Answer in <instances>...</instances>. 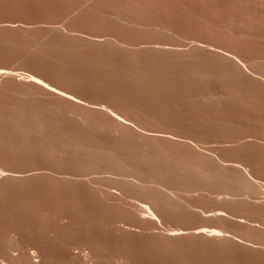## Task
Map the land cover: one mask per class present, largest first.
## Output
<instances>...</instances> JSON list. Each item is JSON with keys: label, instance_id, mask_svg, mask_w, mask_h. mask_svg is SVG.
I'll return each mask as SVG.
<instances>
[{"label": "rangeland", "instance_id": "rangeland-1", "mask_svg": "<svg viewBox=\"0 0 264 264\" xmlns=\"http://www.w3.org/2000/svg\"><path fill=\"white\" fill-rule=\"evenodd\" d=\"M0 67V264H264V0H0ZM115 116L138 124L131 145L139 131L152 146L114 145ZM117 164L144 180L97 173ZM145 179L190 208L119 184ZM142 203L160 222L137 215Z\"/></svg>", "mask_w": 264, "mask_h": 264}, {"label": "bare ground", "instance_id": "bare-ground-1", "mask_svg": "<svg viewBox=\"0 0 264 264\" xmlns=\"http://www.w3.org/2000/svg\"><path fill=\"white\" fill-rule=\"evenodd\" d=\"M65 29V28H64ZM59 30H62V29H60L59 28ZM57 32H58V30H57ZM59 33H62L61 31L59 32ZM65 34H67V33H65ZM114 37V36H113ZM115 38V37H114ZM97 41V40H96ZM100 41V40H99ZM124 42V41H123ZM96 43V42H95ZM112 43H113V45H119L118 47H120L121 46V44H118L119 42H116V41H112ZM98 44V43H97ZM99 44H101V43H99ZM131 44V43H130ZM109 45H110V43H109ZM123 45V44H122ZM125 45V44H124ZM123 45V46H124ZM200 46V45H199ZM113 47V46H112ZM115 47V46H114ZM122 47V46H121ZM125 47V46H124ZM201 47H203V46H201ZM127 48H128V46H127ZM196 48L198 49V46H196ZM122 49H123V47H122ZM206 49H207V47H206ZM161 50V49H160ZM201 50H202V48H201ZM205 50V49H204ZM209 50H211V49H209ZM214 52V51H213ZM213 52H211V53H213ZM216 53V52H215ZM214 53V54H215ZM218 53V52H217ZM213 54V55H214ZM225 54V53H224ZM217 55V54H216ZM227 55V54H226ZM219 56H220V54H219ZM222 57V56H221ZM224 57V56H223ZM230 58H231V56H230ZM238 60V59H237ZM236 60V61H237ZM235 61V62H236ZM238 62H240V61H238ZM234 63V62H233ZM233 63H232V65H233ZM235 64V63H234ZM237 64V63H236ZM233 67V66H232ZM1 68V67H0ZM235 67H233V69H234ZM237 69H238V67H236ZM236 68H235V70H236ZM10 74V73H8V71H5V70H0V76L2 75V74ZM29 80L28 81H30L31 82V84L33 83L35 86H38V87H40L41 89H44L45 91H47L46 93H51V94H53V95H56V96H58V97H60V98H62L65 102H66V100L67 101H74V102H78V100L76 99V98H74V97H72L71 95H69V94H67L66 92H64V91H61V90H58V89H56L55 87H52V86H50V85H48V83L46 82H44L42 79H40V78H38V77H34L33 75L32 76H30L29 75ZM29 82V83H30ZM40 88H38V89H40ZM59 88V87H58ZM98 88V87H97ZM40 89V90H41ZM60 89V88H59ZM100 90V89H99ZM96 91H97V89H96ZM98 92V91H97ZM45 93V92H44ZM120 102H122L121 101V99L119 100ZM118 102V101H117ZM119 103V102H118ZM125 102H123V104H124ZM122 104V103H121ZM126 104V103H125ZM78 105V104H77ZM127 105H129V104H127ZM100 106V105H99ZM107 106V105H106ZM101 107V106H100ZM122 107H124L123 105H122ZM130 107V106H129ZM129 107H128V109H129ZM131 107H133V106H131ZM135 107V106H134ZM114 108V107H113ZM117 108H121V106L120 107H117ZM136 108V107H135ZM134 108V109H135ZM98 109V108H97ZM110 109H112V107L110 108ZM122 109V108H121ZM132 109V108H131ZM100 110V109H99ZM116 110V109H115ZM114 110V111H115ZM122 110H124V108L122 109ZM135 110H138V109H135ZM118 111H119V109H118ZM118 111H115V112H118ZM121 111V110H120ZM130 111H132V110H130ZM113 112V111H112ZM129 112V111H128ZM134 112V111H133ZM71 113V112H70ZM105 113V112H104ZM122 113V112H121ZM124 113V112H123ZM127 113V112H126ZM136 113V112H135ZM102 114H103V112H102ZM117 115H119V114H117ZM127 115V114H126ZM79 116V115H78ZM111 116V115H110ZM113 116V115H112ZM77 117V116H76ZM80 117V116H79ZM108 117V116H107ZM123 117V116H122ZM126 117V116H125ZM128 117H130V116H128ZM133 117H134V115H133ZM137 117V116H136ZM153 117V116H152ZM34 118H36V117H34ZM33 118V119H34ZM47 118V117H46ZM127 118V117H126ZM37 119V118H36ZM39 119H40V117H39ZM42 119V118H41ZM90 119V118H89ZM129 119V118H128ZM26 121H27V117H26V119H25ZM30 120L32 121V119L30 118ZM38 120V119H37ZM88 120V119H87ZM94 120V119H93ZM109 120V119H108ZM113 120V119H112ZM114 123H115V125H113L112 127V134H114L115 136H116V140H118L117 141V143H115L114 145H118V146H133V144L131 145V143L130 142H128L129 140L128 139H130V133H132V131H134L136 128H135V126L136 125H138V124H133V123H128L129 122V120H127L128 122H126L124 119H122V118H120V117H117V116H115L114 117ZM26 121H25V123H26ZM36 121V120H35ZM89 121H91V119L89 120ZM98 121V120H97ZM100 121V120H99ZM110 121V120H109ZM108 121V122H109ZM42 122V121H41ZM50 122V121H49ZM88 122V121H87ZM92 122V121H91ZM133 122V121H132ZM138 122V121H137ZM11 123V122H10ZM32 123H35V122H32ZM39 123V122H38ZM43 123V122H42ZM102 123V122H101ZM112 123V122H111ZM110 123V124H111ZM139 123V122H138ZM162 123V122H161ZM160 123V124H161ZM24 124V123H23ZM36 124V123H35ZM41 124V123H40ZM46 124V123H45ZM97 125H98V123H96ZM100 124V123H99ZM159 124V125H160ZM17 125L18 124H16V127H17ZM28 125V124H27ZM37 125V124H36ZM42 125V124H41ZM52 125V124H51ZM90 125V124H89ZM135 125V126H134ZM18 126H20V125H18ZM31 126V125H30ZM48 126V125H47ZM50 126V125H49ZM94 126H96V125H94ZM93 126V127H94ZM100 126V125H99ZM20 127H22V126H20ZM31 127H33V126H31ZM35 127V126H34ZM43 127H45V126H43ZM90 127V126H89ZM93 127H91V129L93 128ZM102 127V126H101ZM101 127L99 128V127H95V128H98L99 129V131H100V129H101ZM103 127H106L105 125L103 126ZM137 127V126H136ZM139 127V126H138ZM18 128V127H17ZM110 129H111V127H109ZM130 128H132V129H130ZM135 128V129H134ZM22 129V128H21ZM34 129V128H33ZM37 129V128H36ZM40 129H42V127L40 128ZM47 129V128H46ZM66 130V129H65ZM132 130V131H131ZM146 130V129H145ZM38 131V130H37ZM64 131V130H63ZM66 131H69V130H66ZM94 131V130H93ZM97 131V130H96ZM106 131V130H105ZM30 132V131H29ZM43 132H45V130L43 131ZM79 132V131H78ZM85 132H87V130L85 131ZM95 132V131H94ZM108 132V131H107ZM135 132H136V130H135ZM138 133H136V134H138L137 135V137H138V140H139V143H135L134 145L135 146H141L142 144H140V143H144L142 146H152V140H151V145H148V141L151 139V137H149V135H146L145 133H141V132H139V131H137ZM27 133V132H26ZM33 133V132H32ZM39 133H41L40 132V130H39ZM57 133H59V132H57ZM70 133V132H69ZM96 133V132H95ZM110 133V132H109ZM152 133V132H151ZM164 133V132H163ZM168 133V132H167ZM17 134V133H16ZM29 134V133H28ZM27 134V135H28ZM34 134V133H33ZM36 134H37V132H36ZM35 134V135H36ZM78 134V133H77ZM89 134V133H88ZM170 134V133H169ZM32 135V134H31ZM30 135V136H31ZM38 135H40V134H38ZM45 135V134H44ZM90 135V134H89ZM88 135V136H89ZM105 135H107L106 133H105ZM110 135V134H109ZM177 135H179V134H177ZM19 136V135H18ZM29 136V137H30ZM41 137H42V134L40 135ZM63 136V135H62ZM87 136V135H86ZM96 136V135H95ZM21 137V136H20ZM79 137H81V136H79ZM114 137V136H113ZM119 139H118V138ZM136 137V138H137ZM23 138V137H22ZM33 138V137H32ZM36 138V137H35ZM38 138V137H37ZM37 138H36V140H37ZM45 138V137H44ZM91 139H93L92 137H90ZM108 138H109V136H108ZM136 138L134 139V140H136ZM150 138V139H149ZM153 138H154V136H153ZM152 138V139H153ZM21 139V138H20ZM28 139V138H27ZM30 139H31V137H30ZM40 139V138H39ZM42 139V138H41ZM40 139V140H41ZM46 139V138H45ZM49 139V138H48ZM63 139H64V137H63ZM81 139V138H80ZM96 139V138H95ZM98 139V138H97ZM149 139V140H148ZM155 139V138H154ZM159 139H160V137H159ZM159 139H157V140H159ZM168 139V138H167ZM166 139V140H167ZM18 140H19V138H18ZM22 140V139H21ZM50 140V139H49ZM82 140L86 143V141L82 138ZM88 140H89V138H88ZM87 140V141H88ZM101 140V139H100ZM99 140V141H100ZM131 140H132V138H131ZM130 140V141H131ZM137 140V141H138ZM141 140H143V141H141ZM148 140V141H147ZM156 140V139H155ZM171 140V139H170ZM74 141V140H73ZM78 141H79V139H78ZM98 141V142H99ZM161 140H159V142H160ZM169 141V140H168ZM56 142V141H55ZM81 142V141H80ZM89 142H90V140H89ZM92 143H93V141H91ZM103 142V141H102ZM131 142H134L133 140L131 141ZM154 142V141H153ZM156 142H158V141H156ZM158 142V143H159ZM26 143V142H25ZM83 143V142H82ZM96 143H97V141H96ZM96 143H95V146H96ZM21 144H23V142L21 141ZM31 143H29V145H30ZM105 144V143H104ZM112 144V143H111ZM110 144V145H111ZM156 143L154 142V145L153 146H158V148H160L159 147V145H161L160 143L158 144V145H155ZM183 144V143H182ZM24 145V144H23ZM26 145V144H25ZM81 145V144H80ZM84 145V144H83ZM87 145V144H86ZM98 146H97V148L98 147H100V145H102V143L99 145V143L97 144ZM108 145V144H107ZM106 145V146H107ZM163 145V144H162ZM187 145H188V143H187ZM40 146V145H39ZM87 146H89V145H87ZM92 145H90V147H91ZM93 146H94V144H93ZM105 145H103V147H104ZM111 146H113V145H111ZM141 146V147H142ZM191 146V145H190ZM42 147V146H41ZM49 147H51V146H49ZM80 148L81 150L83 149V151L84 150H88V149H90L89 147H86V146H73V148ZM88 148V149H86V148ZM155 147V148H156ZM26 148V147H25ZM74 148V149H75ZM120 148V147H119ZM128 148V150H129V148H131V147H127ZM145 148V147H144ZM27 149V148H26ZM35 149V148H34ZM39 149V148H38ZM51 149V148H50ZM59 149V148H58ZM92 149H94V147L92 148ZM96 149V148H95ZM94 149V150H95ZM104 149V148H103ZM107 149V147L105 148V150ZM110 149V148H109ZM109 149H107L106 151H108ZM134 149V148H133ZM132 149V150H133ZM143 149V148H142ZM146 149V148H145ZM161 149H162V147H161ZM67 150H68V147H67ZM66 150V151H67ZM93 150V151H94ZM101 150V149H100ZM114 150H115V148H114ZM144 150V149H143ZM141 151V152H143L141 155H143V154H145L147 157H149V158H151V159H154V160H160L161 161V159L163 158H161V156H164V154H159L158 152H157V150H159V149H157V150H155V149H153V148H151V150H152V152L150 151V150H148V149H146L147 151ZM53 150H51V152H52ZM65 151V150H64ZM105 151V152H106ZM116 151V150H115ZM125 151H127V149L125 150ZM134 151V150H133ZM132 151V152H133ZM156 151V152H155ZM162 151V150H161ZM166 151V150H165ZM50 152V153H51ZM92 152V151H91ZM104 152V153H105ZM108 152H110V151H108ZM118 152V151H117ZM128 152V151H127ZM159 152H160V150H159ZM164 152V151H163ZM162 152V153H163ZM74 153V152H73ZM77 153V152H76ZM81 153H83V152H81ZM84 153H85V156H87V158L89 157V158H91L90 156V154H92V153H89V151H84ZM83 153V154H84ZM94 153H97L96 151L94 152ZM104 153H98L97 155L99 156V154H103L104 155ZM129 153H131V151L129 152ZM135 153V152H134ZM149 153V155H147ZM161 153V152H160ZM165 153V152H164ZM169 153V152H168ZM53 154V153H52ZM75 154V153H74ZM111 155H110V160H112L113 161V159L115 160L116 158L118 159L119 157H120V155H117V153L116 154H114V153H110ZM59 155V154H58ZM61 155V154H60ZM63 155V154H62ZM77 155V154H76ZM75 155V156H76ZM78 155H79V153H78ZM77 155V156H78ZM107 155V154H106ZM137 155V154H136ZM136 155H134V156H136ZM139 155H140V153H139ZM138 155V156H139ZM68 156V155H67ZM70 156H71V153H70ZM80 156V155H79ZM82 156V158H83V155H81ZM95 156H96V154H95ZM95 156H93V158H95ZM133 156V155H132ZM132 156H130V159H132L131 157ZM145 156V157H146ZM168 156H169V154H168ZM172 156H173V154H172ZM171 156V157H172ZM175 156V155H174ZM62 157V156H61ZM142 157V156H141ZM145 157H143V158H145ZM165 157V156H164ZM167 157V156H166ZM171 157H170V160H171ZM77 158V157H76ZM81 158V157H80ZM81 158V159H82ZM89 158H88V160H89ZM105 158V157H104ZM120 158H123V157H120ZM134 158H136V157H134ZM168 158V157H167ZM177 158V157H176ZM95 159H97V158H95ZM107 159V158H106ZM130 159H129V162H130ZM141 158L139 157V160H140ZM165 159V158H164ZM175 159V158H174ZM73 160V159H72ZM77 160V159H76ZM87 160V159H86ZM91 160V159H90ZM100 160H101V158H100ZM123 160V159H122ZM134 160V159H133ZM181 160H182V158H181ZM93 161V160H92ZM91 161V162H92ZM97 161H98V159H97ZM107 161V160H106ZM119 161V160H118ZM138 161V160H137ZM142 161V163H143V160H141ZM141 161H140V163H141ZM151 161V160H150ZM150 161H148V162H150ZM164 161H166V159L164 160ZM164 161H161V162H164ZM179 161H180V158H179ZM215 161V160H214ZM213 161V162H214ZM75 162V161H74ZM84 162H85V159H84ZM91 162H89V163H91ZM102 162V161H101ZM108 162V161H107ZM123 162L124 161H122L121 163L123 164ZM135 162V161H134ZM157 162V161H156ZM174 162V161H173ZM177 162V161H176ZM190 162V161H189ZM188 162V163H189ZM212 162V161H211ZM77 163V162H76ZM83 163V162H82ZM88 163V162H87ZM94 163V162H93ZM92 163V164H93ZM99 163H100V161H99ZM119 163V162H118ZM150 163H152V162H150ZM167 163H169V161L167 162ZM175 163V162H174ZM174 163H172V164H174ZM178 163V162H177ZM182 163V162H181ZM187 163V162H186ZM216 163V162H215ZM78 164V163H77ZM76 164V165H77ZM107 163H105L104 164V166L106 165ZM110 164V163H109ZM113 164V163H112ZM121 164V165H122ZM131 164V163H130ZM138 163H136V165H137ZM154 164V163H153ZM163 164H165V163H163ZM171 164V163H170ZM197 164V163H196ZM196 164H194L195 166H196ZM217 164V163H216ZM83 165V164H82ZM114 165H115V163H114ZM119 164H117V166H114V167H111V168H109V166H108V170L106 171V172H97L98 174H101V173H110V174H114V175H119V176H124V177H132L134 180L135 179H137L138 178V176L136 177L133 173H132V171L131 170H125L124 168H122V166H118ZM159 165V164H158ZM169 165V164H168ZM191 165V164H190ZM193 165V166H194ZM217 165H219V164H217ZM221 165V164H220ZM89 166H90V164H89ZM89 166H87V167H85V168H88ZM100 166V165H99ZM98 166V164H97V167H99ZM132 166V165H131ZM143 166V165H142ZM161 166H162V164H161ZM187 166L189 167V165L187 164ZM192 166V165H191ZM194 166V167H195ZM210 166H212V164L210 165ZM209 166V167H210ZM223 166V165H222ZM134 167V166H133ZM149 167L151 168V164L149 165ZM160 167V166H159ZM167 167V165H165V168ZM169 167V166H168ZM171 167V166H170ZM193 167V169L194 170H192V171H194L195 172V174L197 175V177H200L202 180H207V181H210V182H212L213 183V181L214 182H221V183H224V187L226 186V184H227V182H226V180H225V178H223V177H221V175H220V173L221 172H219V174L217 173V174H213V173H210V172H208V170L207 171H205V170H201L200 168H198L197 166L194 168ZM200 167H202V166H200ZM217 167H219V166H217ZM82 168H83V166H82ZM84 168V169H85ZM101 168V167H100ZM144 168H146V167H144ZM143 168V169H144ZM155 168V167H154ZM153 168V169H154ZM162 168H164L163 166H162ZM180 168V167H179ZM221 168V167H220ZM224 168V167H223ZM90 169V168H89ZM106 169V168H105ZM182 169V168H181ZM185 169V168H184ZM237 169V168H236ZM101 170H103V169H101ZM132 170H133V168H132ZM164 170V169H163ZM169 170H170V168H169ZM175 170H176V168H175ZM174 170V171H175ZM178 170V169H177ZM215 170V169H214ZM87 171H89V170H87ZM87 171H86V173H87ZM129 171H131L130 173H129ZM136 171V170H135ZM143 171H145V169L143 170ZM151 171H152V168H151ZM179 171V170H178ZM178 171H177V173H178ZM182 171V170H181ZM180 171V172H181ZM209 171H210V169H209ZM217 171V170H216ZM216 171H214V172H216ZM223 171V170H222ZM233 171V170H232ZM237 171H239V170H237ZM236 171V172H237ZM1 172V171H0ZM85 172V171H84ZM83 172V173H84ZM137 172V171H136ZM153 172V171H152ZM176 172V171H175ZM174 172V173H175ZM193 172V173H194ZM211 172H213V171H211ZM132 173V174H131ZM184 173H186V172H184ZM229 173V172H228ZM141 174V173H140ZM151 174V173H150ZM155 174V173H154ZM179 174V173H178ZM188 174V172L186 173V175ZM236 174V173H235ZM241 174V173H240ZM239 174V175H240ZM3 175V174H2ZM84 175H86V174H84ZM142 175V174H141ZM160 175H161V173H160ZM195 175V176H196ZM227 175V174H226ZM247 175V174H246ZM5 176V175H4ZM148 176V175H147ZM146 176V177H147ZM162 176V175H161ZM185 176V175H184ZM194 176V177H195ZM187 177V176H186ZM189 177H190V175H189ZM229 178H232V176L230 177V175L228 176ZM239 177H241L240 179H241V184L243 185H246V186H248V187H253V182H250V180H249V178L248 177H250V176H248V177H246V176H244L243 177V175L242 176H239ZM238 177V178H239ZM141 178V177H140ZM154 178V177H153ZM191 178V177H190ZM189 178V179H190ZM139 179V178H138ZM147 179V178H146ZM145 179V180H146ZM150 179H152V178H150ZM159 179V178H158ZM186 179V178H185ZM197 179V178H196ZM233 179V178H232ZM142 180H144V179H142ZM141 180V181H142ZM191 180V179H190ZM194 180V179H193ZM192 180V181H193ZM201 180V181H202ZM236 180H238V179H236ZM122 181V180H121ZM120 181V182H121ZM139 181H140V179H139ZM140 181V182H141ZM158 181V180H157ZM204 181V182H205ZM206 181V183H208ZM240 181V180H239ZM152 182L154 183V180L152 179ZM152 182L151 181H143V184H136L135 182H131V181H127V180H124V181H122V183H119V184H121V185H123V187H124V189H125V187H127L126 188V190L128 189H130L131 187L130 186H136V189L138 190V189H140L141 190V193L143 192V194L147 197H149V199L154 203V204H156V205H158V206H165L164 205V203L162 202V200L160 199L161 197H169V199H171L172 200V197L171 196H168L167 195V193H165V192H163L161 189H160V186L162 187V184H160L159 182H156V184H154V186L152 185ZM203 182V181H202ZM201 182V183H202ZM216 182V183H217ZM232 181H230V183H231ZM198 183V182H197ZM226 183V184H225ZM229 183V182H228ZM233 183H234V180H233ZM233 183H232V185H233ZM236 183V182H235ZM238 183V182H237ZM240 183H238L237 184V186H242ZM116 184H118L117 183V181H116ZM203 184V183H202ZM211 184V183H210ZM204 185V184H203ZM193 186H194V184H193ZM197 186V185H196ZM196 186H194V187H196ZM207 186V185H206ZM222 186V185H221ZM234 186V185H233ZM129 187V188H128ZM201 187V186H200ZM226 187H228V184H227V186ZM242 187H244V186H242ZM203 188V187H202ZM221 188V187H220ZM231 189H232V186L230 187ZM237 188V187H236ZM259 188V187H258ZM120 189H122V188H120ZM135 189V190H136ZM222 189V188H221ZM246 189H248V188H246ZM253 189V188H252ZM257 189V188H256ZM192 190H194L195 191V189H192ZM197 190H200L199 189V187H198V189ZM228 190V189H227ZM230 190V189H229ZM234 189H232L231 190V192L233 191ZM238 191H239V189H237ZM237 190H235V195L237 194L238 195V192H236ZM125 191V190H124ZM131 191H133L132 190V188H131ZM202 191V190H201ZM207 191V190H206ZM210 191H211V189H210ZM215 191V190H214ZM224 191V190H223ZM251 191V190H250ZM254 191V190H253ZM126 192V191H125ZM137 192V191H136ZM140 192V191H139ZM227 193H228V191H226ZM230 192V193H231ZM256 192H258L257 190H256ZM104 193V192H103ZM138 193V192H137ZM213 193V192H212ZM219 193V192H218ZM221 193H222V191H221ZM261 193V192H260ZM229 194V193H228ZM227 194V195H228ZM226 195V194H225ZM232 195H234L233 194V192H232ZM217 196V195H216ZM257 196V195H256ZM178 197V196H177ZM234 197V196H233ZM252 197V196H251ZM144 198V197H143ZM181 198V197H180ZM231 199V198H230ZM250 199V198H249ZM252 199V198H251ZM123 200V199H122ZM121 200V201H122ZM174 200H175V202H173L172 204L169 202V204L170 205H173L174 207H176L177 206V208L178 207H181L182 209H185V210H187V208L189 207L190 208V206H188L187 204H185L184 202H180V200H178V199H175L174 198ZM174 200H172V201H174ZM215 200V199H214ZM227 200V199H226ZM229 200V199H228ZM217 201V200H216ZM125 202V201H124ZM126 202H128V201H126ZM125 202V203H126ZM148 203L150 202V201H147ZM249 202V201H248ZM123 203V202H122ZM129 204V203H128ZM153 204V205H154ZM235 204V203H234ZM253 204V203H252ZM255 204H256V202H255ZM126 205V204H125ZM130 205H132V204H130ZM129 205V206H130ZM150 205V204H149ZM168 205V204H167ZM169 205V206H170ZM226 205V204H225ZM246 205V204H245ZM238 206V205H237ZM253 206V205H252ZM152 207V206H151ZM151 207L150 206H148L147 204H144V203H142V204H140V205H133V208H134V211H135V209H136V213H137V215H139L142 219H147V218H149V219H151V220H153V221H159V218L157 217V215L152 211V209H151ZM166 207H168V206H166ZM165 207V208H166ZM249 207V206H248ZM260 207H262L261 205H260ZM169 208V207H168ZM167 208V209H168ZM246 208H247V206H246ZM245 208V209H246ZM253 208V207H252ZM251 208V209H252ZM255 208V207H254ZM257 208V207H256ZM131 209V208H130ZM157 209V208H156ZM260 209V208H259ZM264 209V208H263ZM165 210V209H164ZM185 210H184V212H185ZM189 210V209H188ZM244 209H242V211H243ZM248 210H250V208L248 209ZM255 210V209H254ZM130 211V210H129ZM212 211V210H211ZM217 211V210H216ZM246 211V210H245ZM261 211H263V210H261ZM168 212H169V210H168ZM189 212V211H188ZM218 213H215L214 215H215V217H221L222 215L223 216H227V215H224L222 212H219V211H217ZM228 212V211H227ZM259 212V211H258ZM132 213H134V212H132ZM131 213V214H132ZM204 213V212H203ZM242 213V212H241ZM244 213H246V212H244ZM257 213V212H256ZM255 213V214H256ZM262 213V212H261ZM228 214V213H227ZM243 214V213H242ZM136 215V216H137ZM205 215V214H204ZM211 215V214H210ZM233 215V214H232ZM249 215V214H248ZM252 215V214H251ZM254 215V214H253ZM131 216V215H130ZM231 216V215H230ZM234 216V215H233ZM257 216V215H256ZM133 217V216H132ZM207 217V216H206ZM210 217V216H209ZM136 218V217H135ZM231 218V217H230ZM226 219V218H225ZM258 219V218H257ZM148 220V219H147ZM222 220V219H221ZM242 221V220H241ZM160 222V221H159ZM263 222V221H262ZM261 222V223H262ZM158 223V222H157ZM256 223H257V221H256ZM223 225V224H222ZM254 225V224H253ZM260 227V226H259ZM254 228V227H253ZM225 229V228H224ZM217 230V229H216ZM215 229H213V230H208V228H206V229H201V234L202 235H205L206 237L208 236H212V238L213 237H216V238H219L220 237V235H219V237H218V232L220 231L221 232V230H217L216 231ZM254 230V229H253ZM262 230V229H261ZM177 231H179V230H177ZM229 230L227 229V231L226 232H228ZM232 232V231H231ZM175 233V232H174ZM224 233V232H223ZM223 233L221 234V236H223ZM245 233H246V231H245ZM243 234V233H242ZM173 235H176V234H173ZM248 235V234H247ZM236 236V235H235ZM250 236V235H249ZM249 236L247 237V238H249ZM238 237V236H237ZM252 238V237H251ZM250 238V239H251ZM251 241V240H250ZM262 244H264V243H262ZM0 246H2V245H0ZM7 246V245H6ZM4 247H5V245H4ZM1 248V247H0ZM4 250L6 249V248H3ZM2 249V250H3ZM8 250V249H7ZM12 250V249H11ZM1 252V251H0ZM8 252V251H7ZM2 253V252H1ZM11 253V252H10ZM3 254V253H2ZM5 255H6V253H5ZM10 255V254H9ZM31 257V256H30ZM13 258V257H12ZM24 259H25V257H23ZM90 258V257H89ZM25 260H27V259H25ZM86 260H87V258H86ZM91 260V259H90ZM14 261V260H13ZM28 261H29V259H28ZM87 261H89V260H87ZM4 262H5V260H4ZM24 262V261H23ZM30 262V261H29ZM33 262V261H32ZM36 262V261H35ZM7 263V262H6ZM18 263V262H17ZM20 263V262H19ZM25 263V262H24ZM27 263V262H26ZM4 264V263H3ZM11 264H13V263H11ZM14 264H15V261H14ZM29 264V263H28ZM35 264V263H34Z\"/></svg>", "mask_w": 264, "mask_h": 264}]
</instances>
